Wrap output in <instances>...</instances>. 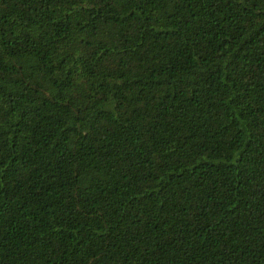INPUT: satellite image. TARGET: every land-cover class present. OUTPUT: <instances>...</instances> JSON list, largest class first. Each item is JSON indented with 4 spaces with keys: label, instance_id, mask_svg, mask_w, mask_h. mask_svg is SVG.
Here are the masks:
<instances>
[{
    "label": "trees",
    "instance_id": "1",
    "mask_svg": "<svg viewBox=\"0 0 264 264\" xmlns=\"http://www.w3.org/2000/svg\"><path fill=\"white\" fill-rule=\"evenodd\" d=\"M0 264H264V0H0Z\"/></svg>",
    "mask_w": 264,
    "mask_h": 264
}]
</instances>
